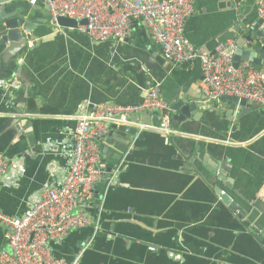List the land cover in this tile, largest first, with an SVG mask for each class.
<instances>
[{"label":"crops","instance_id":"crops-1","mask_svg":"<svg viewBox=\"0 0 264 264\" xmlns=\"http://www.w3.org/2000/svg\"><path fill=\"white\" fill-rule=\"evenodd\" d=\"M13 1L26 9V14L37 23L35 30L42 32L48 28L42 20L49 21V15L41 1L35 5L25 0ZM232 2L242 20L253 23L259 19L258 0ZM194 5L204 17L193 33L195 41L201 43L205 36L224 26L222 17L226 16L229 1L194 0ZM54 32L49 36L51 41H46L36 51L34 46L29 47L23 55L21 64L26 67L23 82L29 95L24 115L10 114L13 105L18 107L19 104H13L15 89H8L5 81L11 77L10 66L0 67V151L7 159H16L22 169L17 178L10 164L0 181V210L9 215H21L38 191L64 175L81 103L133 104L139 100L135 77L128 71L142 59L139 53L149 58L148 85L159 84L162 95L170 98V103L177 84L165 68L170 72L178 71L177 76L181 74L185 78L184 90L192 96H187L189 99L199 96V103L202 101L200 68L191 61L181 64L182 69H175L139 23L127 42L94 41L72 28L57 27ZM202 109L201 120L205 126L192 121L189 130H182V137H187L192 145L196 142L206 149L228 152L227 160L232 168L226 177L232 187H222L246 211L252 212L256 203L259 204L260 210L251 216V229L244 225V217H237L198 174H193L190 184H186L187 175L178 173L177 164L176 169L173 168V159L163 152V138L166 144L163 134L142 130L141 145L121 173L126 186L116 190H121L118 194L149 215L144 216L146 222L155 226L157 233L145 231V234L160 244L158 250L146 249L138 242L128 245L121 240V245L117 242L116 248L111 250L102 238L89 244L80 264L98 260L100 255L101 260H110L112 264H146L145 259L149 264H264V241L257 239V236L264 238V109L254 107L238 118L225 116L227 104L223 100ZM11 115L18 117L21 125L31 120L30 131L25 133L22 128L16 137L5 138L3 132L12 121ZM153 115L158 118L157 114ZM135 117H132L135 122L147 121H136ZM12 124L15 126L14 122ZM114 190L106 195L105 206L113 211L122 210L126 206L121 204ZM239 194L248 200H240ZM94 231L93 225L73 230L62 242L52 244L54 255L71 259L82 243L93 238ZM5 232L1 226L0 249L7 247Z\"/></svg>","mask_w":264,"mask_h":264},{"label":"built area","instance_id":"built-area-1","mask_svg":"<svg viewBox=\"0 0 264 264\" xmlns=\"http://www.w3.org/2000/svg\"><path fill=\"white\" fill-rule=\"evenodd\" d=\"M30 5L39 1L45 6L50 24L57 28L59 17L86 20L77 30L94 41H123L134 22L147 29L160 48L163 57L172 64H184L199 59L202 70L200 89L203 108L220 102L224 96H234L259 104L264 109V68L249 61L233 65L237 44L224 40L214 53H199L185 38L184 25L194 14V0H25ZM257 16L264 22V0L257 2ZM32 47V42H28ZM201 107V108H202ZM142 112L157 114L159 123L135 122L132 117ZM171 107L162 95L160 85L153 84L139 104L86 102L78 106L69 164L60 180L36 193L21 215H9L0 210V227L6 229L7 247L0 249V264H80L83 252L92 238L83 243L71 259L54 255L52 244L62 242L73 230L93 225L89 210L102 196L96 185L107 174L101 162L100 142L111 124L134 125L165 137L183 135L170 126ZM10 164L16 177L21 167L16 159H7L0 151V181ZM116 174V172H114ZM107 185H117L108 175ZM10 183V182H8ZM222 193V191H221Z\"/></svg>","mask_w":264,"mask_h":264},{"label":"water","instance_id":"water-1","mask_svg":"<svg viewBox=\"0 0 264 264\" xmlns=\"http://www.w3.org/2000/svg\"><path fill=\"white\" fill-rule=\"evenodd\" d=\"M226 1H229V6L226 7L229 12L227 11V13H225L226 16L222 17L224 26L218 32L205 36L201 43L195 41L193 33L200 21L204 19L203 12H200L196 6V14L191 15L185 22V38L199 53L206 52L211 54L214 53V48L219 42L233 40L237 44V50L233 56L234 66L240 61H249L257 67H264V22L261 19H257L253 23L242 20L233 8L232 0ZM26 12V9L19 7L17 2L13 0H0V67L1 65H9L11 74L10 79H1L7 81L8 89H15L13 93V104H19L18 107L13 105V111H11L10 114L24 115L26 113V99L29 95L27 94L26 85L23 82L26 67L25 64H21V62L22 58L24 59V53L30 49L28 42H32V46L35 47L36 51L38 48H41L46 41H51V39H49L50 35L55 34V27L49 24L50 21L46 18L42 21L49 29L47 28L42 32L35 30L37 23L31 20L32 18L29 17ZM57 24L58 27L61 28L76 29L78 25L86 24V20L59 17ZM137 25V22L132 24L129 36L123 41L127 42L130 40L134 28ZM255 42L260 44L255 45ZM35 51H33V53ZM139 55H141L142 59L136 63V65L128 68V71L135 77L140 92V98L134 104H139L143 101L146 96V90L149 87L148 83L150 82L149 76L151 69L148 62L149 58L143 53H139ZM194 63L200 68L202 73L199 59H195ZM170 64L173 65L175 69L183 68L181 64ZM165 69L177 84L173 91L175 97L171 103L169 102L170 98L167 97V100L165 97L171 107L170 126L181 132H183L184 129L189 130L192 126V121L196 122L195 124L201 123L205 126L201 120L204 109L200 107V101H198L199 96L195 99H189L187 96H192L184 90L186 84L184 81L185 78H182L181 74L177 76L176 73L178 71L170 72L167 68ZM157 81L160 83L159 80ZM203 99L204 95L201 97V100ZM221 100L227 104L225 116L228 118H238L254 107H260L259 104L234 96H224ZM9 118H12L15 126L11 121L8 128L3 132L5 138L11 139L16 137L19 132L22 131V128L25 133L30 131L29 125L32 123L31 120H28L25 125H21L18 117L12 116ZM135 119L136 121L147 120L146 122L159 123V119L148 112H142L136 115ZM141 133L142 130H139L138 127L134 125L111 124L107 135L99 144L102 155L100 164L107 174L103 175L95 188L96 194L102 196L103 201H97L94 207L89 210L99 225V228L92 232L91 237H93V243H95L96 240L104 238L106 242L109 243V248L111 250L116 248L117 242L121 245V241L128 245L138 242L139 245H142L146 249L151 248L155 250H158V246L160 245L157 241H153L155 239L151 238L149 234H145L146 232L157 233L155 226H150L146 222L144 216L149 215L142 213V210L138 206L132 205L130 200L124 198L122 194H118L121 190H116L117 188H125L126 186L125 182L122 181L121 173L132 161L135 149L141 145V140L139 138ZM186 138L181 135L168 136L166 137V144H164V138H161L163 152L166 156L173 159V168L176 169L175 164H177V172L187 175L186 178H184L187 185H189L192 180L191 176L195 173L198 174L200 178L213 189V192L219 195L220 200L236 212L237 217L240 219L244 217V225L251 229L249 226L256 210H260L259 204L256 203L252 212L246 211L233 199L231 193L224 190L222 187L223 185L229 188L232 187L231 181L226 177L227 172L232 168L231 163L227 160L228 152L224 153L220 150L215 151L210 148L206 149L202 144L196 142L192 145L191 142H187ZM24 153H22L23 156ZM114 172H116V174H114ZM108 175L113 176L118 184L119 182L120 184H117V187L113 184L107 185L108 181L106 177ZM113 189L115 190L112 192L116 193L121 204L126 206L122 210L113 211L105 206V197L108 195L109 190ZM238 198L244 202L248 200V197L240 194ZM252 199H254V197ZM262 199H264V196H262ZM138 215L143 217V219L138 217ZM139 230H141V233ZM253 230L256 231V227H253ZM163 232L168 233L167 230ZM257 239L261 242L264 241L262 236H257ZM101 256L102 255L97 258L98 260L90 261L89 264H112L110 260H101ZM177 256L180 259L181 255L178 254ZM145 263L149 264L147 259H145ZM82 264H84V262H82Z\"/></svg>","mask_w":264,"mask_h":264},{"label":"trees","instance_id":"trees-1","mask_svg":"<svg viewBox=\"0 0 264 264\" xmlns=\"http://www.w3.org/2000/svg\"><path fill=\"white\" fill-rule=\"evenodd\" d=\"M255 67H257V66H255ZM257 68H259V67H257Z\"/></svg>","mask_w":264,"mask_h":264}]
</instances>
